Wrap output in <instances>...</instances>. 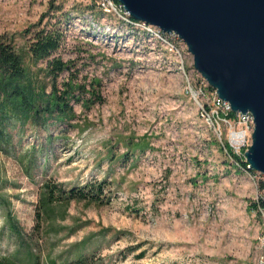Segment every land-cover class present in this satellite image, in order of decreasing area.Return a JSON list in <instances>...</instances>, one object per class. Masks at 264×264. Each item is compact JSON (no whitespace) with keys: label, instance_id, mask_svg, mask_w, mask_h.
<instances>
[{"label":"rangeland","instance_id":"rangeland-1","mask_svg":"<svg viewBox=\"0 0 264 264\" xmlns=\"http://www.w3.org/2000/svg\"><path fill=\"white\" fill-rule=\"evenodd\" d=\"M98 4L0 0V39L45 91L46 63L27 53L41 19L62 33L57 89L83 88L66 119L0 113V264H259L264 176L226 157L238 127L200 115L180 39Z\"/></svg>","mask_w":264,"mask_h":264},{"label":"water","instance_id":"water-1","mask_svg":"<svg viewBox=\"0 0 264 264\" xmlns=\"http://www.w3.org/2000/svg\"><path fill=\"white\" fill-rule=\"evenodd\" d=\"M132 20L174 34L194 70L230 104L254 118L250 168L264 176V0H116Z\"/></svg>","mask_w":264,"mask_h":264},{"label":"trees","instance_id":"trees-1","mask_svg":"<svg viewBox=\"0 0 264 264\" xmlns=\"http://www.w3.org/2000/svg\"><path fill=\"white\" fill-rule=\"evenodd\" d=\"M51 9H54L53 4H50ZM42 21L41 19L37 25L32 27L27 53L35 62L45 61V70L41 71H45L46 77L50 78L49 93L45 91L47 82L44 84L34 79L25 67L22 55L10 44L4 42L3 38L0 39V113L5 118L35 119L39 114L44 113L55 114L60 119H66L72 114L68 100L74 97V91L83 89L81 86L73 87L69 81L62 83L61 91L57 89L58 75L69 69L67 63L52 57L59 48L62 33L56 25L48 28L42 26ZM84 105L87 106V103ZM223 147L226 157L233 162L234 166L237 163L239 167L245 168V164L233 154L227 141L223 143ZM253 173L251 171V174ZM251 207V210H254L253 204Z\"/></svg>","mask_w":264,"mask_h":264},{"label":"built area","instance_id":"built-area-1","mask_svg":"<svg viewBox=\"0 0 264 264\" xmlns=\"http://www.w3.org/2000/svg\"><path fill=\"white\" fill-rule=\"evenodd\" d=\"M100 9L105 13H121L127 25L141 30L143 33L156 38L166 45H170V37H177V35L165 34L158 28L145 24L143 22L132 20L127 12L124 10L123 5L115 0H98ZM178 38V37H177ZM179 39V38H178ZM188 92L193 99L198 103L200 115L208 122L219 124L225 123L230 126L238 127V130H232L229 136L228 145L233 154L237 156L241 162L245 164V168L239 167L242 172L250 175L253 171L246 161L245 152L251 145V135L254 130V118L250 113L242 114L240 112L233 113L230 104L221 100L216 91L211 88L208 83L201 77L195 84L188 82ZM233 114V116H231ZM220 137V135H218ZM249 137V141H248ZM233 163V162H232ZM254 172V171H253ZM262 192L254 199V211L261 221V235L258 239L259 250L262 253L259 264H264V187Z\"/></svg>","mask_w":264,"mask_h":264},{"label":"bare ground","instance_id":"bare-ground-1","mask_svg":"<svg viewBox=\"0 0 264 264\" xmlns=\"http://www.w3.org/2000/svg\"><path fill=\"white\" fill-rule=\"evenodd\" d=\"M128 14V13H127Z\"/></svg>","mask_w":264,"mask_h":264}]
</instances>
